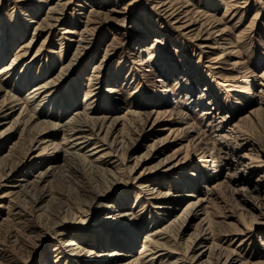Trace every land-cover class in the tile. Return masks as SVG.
I'll return each instance as SVG.
<instances>
[{"label": "rangeland", "instance_id": "374dc122", "mask_svg": "<svg viewBox=\"0 0 264 264\" xmlns=\"http://www.w3.org/2000/svg\"><path fill=\"white\" fill-rule=\"evenodd\" d=\"M159 1L0 0V69L5 65L11 69L15 56L22 55L11 74H0L6 83L0 105L7 95L19 105L0 118V136L4 132L0 156L14 153L17 160L29 152L28 162L14 174L4 166L2 171L0 164V198L4 192L16 191L0 200L4 206L0 207V264H129L144 245L157 239V230L176 219L171 242L164 239L168 234L159 238L169 245L168 251L148 244L152 247L135 264H149L154 252L158 255L151 264H190L194 252L183 258L184 246L190 244L205 214L214 222V235L202 248L195 247L197 258L214 244L226 253L234 252L237 264H264V0H180L199 16L192 25L185 14L177 18V13L162 12ZM55 8L61 17L58 23L46 20ZM90 19L94 25H89ZM204 23L210 25L203 27ZM86 26L95 32L77 57ZM27 44L30 47L25 50ZM48 82L33 99L34 88ZM111 87L113 94L108 91ZM258 110L259 117L254 114ZM34 111L41 121L58 125L51 140L63 148L68 136L59 128L77 113L107 118L108 123L125 116L111 140L120 129L130 132L129 121H139L132 112L154 115L145 129L137 124V135L122 138L125 152L119 148L107 158V165L96 161L102 153L91 151L94 144L77 147L76 154L120 178L116 183L109 177L114 184L107 185L110 201L89 208L82 207L80 190L73 184L80 179L65 165L60 148L39 156L40 144L21 135L22 127L7 130L19 113ZM158 113L164 115L154 123ZM74 146L66 149L75 150ZM121 153L126 156L125 166ZM59 154V172L48 177L46 173L41 185L51 197L40 206L49 207L48 218L60 213L59 219H71L74 213L78 219L47 230L39 218L41 212L29 216L43 193H26L19 186L44 174L52 165L48 159ZM183 158L186 163L171 166ZM169 159L170 163L161 165ZM66 160L75 170H84L75 157V162L70 156ZM83 173L84 183L105 180L95 168ZM114 203L117 209L110 210ZM157 203H166V208ZM196 203L202 204L197 217L188 207ZM135 225L137 235L129 240L118 237L121 230ZM68 230L79 235V249L66 245ZM72 249L83 250L79 253L83 256L76 257ZM110 253L116 257L108 259ZM177 257L183 261L175 263Z\"/></svg>", "mask_w": 264, "mask_h": 264}, {"label": "bare ground", "instance_id": "6f19581e", "mask_svg": "<svg viewBox=\"0 0 264 264\" xmlns=\"http://www.w3.org/2000/svg\"><path fill=\"white\" fill-rule=\"evenodd\" d=\"M164 1H165V3H164ZM172 2H173V4H171ZM168 4H170L169 7H167ZM157 6H158V8L161 7L160 10H162V12H165L167 14L170 13V16H173L175 13H177L176 14V17L178 18L179 15L185 14L186 15L185 16V19H187V21H190V25H192L194 23L193 21H195L196 18L199 17L198 14H196L194 12H190V10H187L189 6H184V4L182 2H180V0H176V1L175 0H173V1L172 0H160L158 2V5ZM51 13L53 15L52 16H49L48 19H46V20H48L49 22L50 21L57 22V23L58 22H61V17L60 16H57V15H59V10L57 8H55L54 11L51 12ZM189 15L191 16V18H189ZM225 16H226V14H225ZM177 22H178V20H177ZM179 23H180V20H179ZM94 24H95V21L93 19H90L89 25H94ZM48 25L51 26V23H49ZM185 25L190 27V25H187V24H185ZM202 25L204 27V26H209L210 24L209 23H206V24L204 23ZM94 32H95V30L88 29V27L86 26L84 35H82L81 38H80V43H79V48L80 49H77V57L83 51L86 50V48L88 46V45L85 44L87 42V39H88L87 37H89L90 35H92ZM70 33L73 34V35H76L77 34V32H75V31H71ZM197 36L199 37L200 34H198ZM29 47H30V44H27V46L24 47V49L27 50ZM7 48H8V46H5L4 49H7ZM146 51H147L146 49H142V52H146ZM21 57H22V55H19V54L16 55L14 61L11 63V66H10L11 69H9V66L5 65V66H3L0 69V74H5V75L11 74L12 71H13V69H14V67H16L15 66V63L17 61H19L21 59ZM25 64H27V63H25ZM30 67H31V64L28 66L27 69H29ZM25 82H26V80L24 81V83ZM48 85H49V82L46 83L42 87H39V88L35 87L34 90H33V92L31 93V94H35L36 93L35 95H33L34 96L33 99H35L37 97V95L40 94L39 92L42 89H46V87ZM5 87H6V83H4L2 80H0V91H3V88H5ZM167 90H169V89H166L165 91H167ZM108 91L111 92V94L115 93L114 92L115 89L112 88V87ZM90 94H92V93L90 92L87 97H91ZM12 98H14V96L9 97L7 95L5 97L3 103L0 105V118H2L3 115H4V113H6L7 111H9V112H7L5 115L6 116L7 115H10V113L19 106V105H15V101ZM28 102H30L29 99H28ZM177 109L178 108H176L175 110H177ZM131 114H134V116H136L137 119H139L138 122H136L135 119L129 121V125L131 126L132 132L130 130V132L128 131V133H127L125 131V129H122V131L120 129V131L118 130L119 131L118 134L116 133V136H114V138L111 140V138L114 135V133L116 132L118 126L120 124L122 126L124 125L125 116L124 117H119V118H114L110 123H108V122H106L107 118H104V119L100 120V119H94V118L90 117V115L87 114L86 112H84V113H77L76 116L73 118V120H71L70 122H68V124H64L62 126V128H59L60 130H62L63 134H66V136H68V139H66V141H65V136H64V139H63L64 140L65 148H63L62 146H60L61 144H56L55 142H53V140H51L52 138H55L56 137V135H55L56 132L55 131H56V128H58V125L57 124H54L52 122H47L46 123L44 121H41L40 118L36 116V112L35 111L34 112H30V113H25V112L19 113V115L16 118V120L13 121V125L10 124V126L8 127L7 130H12V129H15V128L17 129V128L22 127V131H21L22 134L21 135H23L25 137L26 136L27 137H30L31 142H34V144L35 143L36 144L37 143L40 144L38 146L40 147V149H42L41 152H43V153L41 155H39V156L49 155V149L50 148L53 149V152H60V150H59V148H60L61 149V152L65 153L66 159L69 156L72 158V161H74L73 160L74 157L76 159H78L80 161V163L83 165L84 170L85 169L86 170H93V168H95L97 170V175L100 178L103 176V178L105 180H103L101 182L98 180L99 181L98 182L97 179H96L93 184H90L89 183L90 181H88L87 183H84V180H86L85 179L86 176L84 178V173H83L84 170H82L81 172L78 169L75 170V168L73 167V165H71V163L68 160H66L65 158L63 160L64 163H65V165L67 167H69L70 169H73L72 171H74L73 172L74 176L77 177V179H80V181H78L79 183H73V184L76 187V189H79L80 190V192H79V190H78V192H79V196H81L80 198L83 199L82 207H87L88 206L89 208H91V205L94 204V203H96V202L103 201V200H104V202L110 201L111 195H109V193H110L109 190L112 187V185H114L112 183L113 180L111 179L112 182L110 180L111 177L113 179H116L117 180L116 183L120 180V178L118 179L115 176L111 175L108 170H102V168H100V165L101 164H105V163H106L105 165H107V163L109 162V161H106V160H108L107 158L108 157H113L112 154L113 153H117L118 150H119V148H121L122 150H124L125 141L122 138H125V137L126 138H128V137L130 138L133 134L137 135L136 134L137 133V124H138V127H139V125L142 127V130L145 129V127L150 123V121H151V119H152V117L154 115V114H141V113H135V112L134 113L132 112ZM254 114H256V116L259 117L260 110H258ZM162 115H164V114L163 113H158L156 119L154 120V123L157 122ZM50 117H52V116H50ZM49 119H51V118H49ZM247 119L248 118H246V121L248 122ZM251 119L252 118H250L249 121H251ZM55 120H58V122H61L60 121L61 120V117L60 116H56V119ZM0 122H1V119H0ZM154 123H153L152 126H154ZM192 127H194V126H192ZM152 129H151V132L153 131ZM139 130H140V128H138V131ZM3 133L4 132L1 133V136L0 137L3 136ZM119 134H120V136H118ZM148 134H150V133H148ZM23 142H22V144H23ZM1 144H4V143L1 141L0 142V145ZM74 144L77 145L76 148H75V150L66 149L67 148V145H71L72 148H70V149H74V147H75ZM161 144H162V142H161ZM164 144H162V145H164ZM91 145H93L91 151L94 152L96 155L102 153L100 155V157L96 160V161H98V162L101 163L99 165H94V164L90 163L89 161H87V159H86L85 156H80L79 154H76L77 147H79V146L88 147V146H91ZM151 146H152L151 147L152 149L154 147L156 149V147H157L155 145H151ZM15 148L16 147H14V150H15ZM101 148H103V149L100 150ZM1 150H2V148H1ZM28 151H29V149H28ZM73 151H75V152L72 153V154H69L70 152H73ZM103 152H105V153H103ZM124 152H125V150H124ZM2 153H0V154H2ZM28 154H29V152L28 153H25L22 158H19L18 157L19 159L17 158V160L15 159L16 156H13L14 153L13 154L12 153H9L6 156H0V164L2 163L1 164L2 167L4 166L5 168H7V171H9L10 174H12V173L14 174L18 167H22V166L25 165V162H28L27 161ZM119 156H120V159L122 160V163L125 166V161H126L125 153H121V154H119ZM43 159H45V158H43ZM46 159H48V158H46ZM60 159H61V155L60 156H57L56 155L55 158L48 159V162H50V164H52V165H51V167H49L47 169V171L44 174H41L40 173L36 177L37 179L35 178L32 181L27 180L25 184H22V185L19 186V189L23 187L22 189L25 190L26 193L27 192L38 191V190L43 193L42 196L39 197V199L37 198L36 202H34L35 205L33 206V209L31 210L32 213H30L29 216L33 217V214L34 213L41 212L40 215H39V218L41 219L42 224L44 225L45 228H47V230L49 228H55V227L67 225V223L75 222V221H73L74 219H78V217L74 213L72 215H70L72 217L71 219H68L67 217H64V218L59 219L61 217V214L60 213H59L60 214V217L59 218H58V215L59 214L58 215L56 214L57 215V217H56L57 219L56 218H51L52 216L50 218H48L47 213L50 211L48 209L49 207L44 206V205L40 206L45 200H47L49 197H51V196L46 195L47 192H48L47 190H45L46 187L45 186L44 187H41V185L44 184V180H45L44 178L46 177V173H48V175H47V177H48L49 174H51L52 172H53V174L56 173V172H59L58 169H60V166H56V164L58 163V161ZM185 160H186L185 158L179 159V160H177V163L176 164L171 165V166L172 167H179L184 162L186 163ZM171 161L172 160L169 159L167 161L162 162L161 165L166 164L167 162L170 163ZM77 164H78V162H77ZM29 165H32V163H30ZM80 167H82V166H80ZM172 167H170L169 170L175 169V168H172ZM5 168L2 169V171H4V170L6 171ZM120 170L123 171L124 169H120ZM49 171H51V172H49ZM24 173H29V172H27V170H26V172H24ZM56 174H54V175H56ZM120 175H121V173H120ZM20 181H23V180H20ZM105 182H107V183H105ZM109 183L111 184V187L110 188H109V186H107ZM73 184H72V186H73ZM13 191H15V189H13L11 192H9L7 194L4 192V194L2 195V197L0 198V200H3L5 198H7L10 194L13 195L16 192V191L15 192H13ZM150 192H152V191H150ZM128 195H126V196H128ZM126 196H124V197H126ZM12 198H14V197H12ZM82 199H81V201H82ZM121 201L122 200H120V202ZM118 202H116V203H118ZM116 203L111 204L110 206H108V208L110 210L117 209V207H115V204ZM52 205H53V202H52ZM80 206H81V204H80ZM156 206L157 207H160V208L161 207H163V208L165 207L166 208V203H157ZM0 207H4V206H1L0 205ZM188 207H189V211L192 212V213H194L193 215L195 217H197L199 215V212H197V209L198 208H201L202 207V204L199 206V204L196 203V204H192V205H190ZM167 208H169V207H167ZM15 211H16V209H15ZM79 212L80 213H85V211H83V209H82V212H81V209H80ZM25 214H26V212H25ZM123 214H125V213H123ZM19 215H20V213H19ZM24 216L22 215V217L20 219H22ZM208 216H210V215H208ZM208 216L206 217V214H205V218L198 224V227L196 229L197 232L199 231L198 234H197V232H196V234L194 233L192 235L191 239L188 240V242H190V244L188 243V244H186V246H184L185 247L184 249H185V254L186 255H183L182 254L183 258H187L189 252H194L193 257H190V258L188 257L189 258L188 260L190 261V264H213V260L215 261L214 264H237L236 260L238 258L236 259L235 258L236 256L234 257V252L233 253H230V252L229 253H226V252L223 251V249L219 248L218 246H216L214 244H212V245L209 246V248L206 251L207 252L206 254H200L199 258H197V256L195 255V253H196L195 252V247L196 248L197 247L198 248L199 247L202 248V245L207 244L208 243V240L209 241L211 240V236L213 237V235H214L213 230H212V224H214V222L212 221V224H211L210 221L212 219L209 220ZM80 221H82V220L80 219ZM176 221H178V220L176 219ZM176 221L175 222L173 221V223L168 224L163 229H159V230L156 231V233H154V235L156 236L157 239H151L150 242L148 243V244H152V246L154 244V246H153L152 249H155L156 250V248L163 247L165 250L168 251L167 247L169 245L166 242L165 243L164 242H160L159 241V238H161L163 235H167L168 234L166 236L167 238H164V239L167 240V242L169 243V241L172 240V238H174L173 235H175L174 234V230H175V228H177L176 226L178 225V224L175 225L176 224ZM204 223L206 224V228H204L205 227ZM215 226H217V225H215ZM28 227L29 228H33V226H31V225L28 226ZM136 228H137V226L136 227H132L130 230H127V231L126 230H124V231L121 230L120 233H122V234H121V236H118V237L123 238V239H126V240H129L128 238L130 236H132L133 234L134 235H137L138 230ZM65 231H67V230H65ZM98 232L100 233L101 230H99ZM104 232L105 231H103V233ZM68 233L71 234V235H73V236L69 235ZM68 233L65 234V235H67L68 238L70 236V241H67L68 244H66V245H68V247H72V248L79 249V244L76 241V237H78L79 235H74L73 233H71L70 230H68ZM102 236H106V234H103ZM209 236H210V238H209ZM64 240H65V238H64ZM109 241H111V242L113 241L114 242L115 239L113 238L112 240H108V242ZM106 243H107V241H106ZM146 243H147V241H146ZM125 244H127V243H125ZM148 244H146V245L143 246L144 249L140 253L139 257L135 258V261H131L129 264L139 263V261L141 259L140 256L147 254V252L149 251L148 249L152 247V246H150ZM72 252L73 253H78L76 255V257H82L83 256V254H79V253H82L83 250L77 251V250H73L72 249ZM89 253H90V251L87 252V255ZM157 255L158 254H156L154 252L152 254V259L150 261L152 262V260H154ZM107 256H108V259L113 258V257H116L112 253H110ZM153 256H155V258H153ZM205 257H207V259L204 260ZM179 259H181V258H178L177 257L176 260H175V263H177ZM151 262H149V264H151ZM144 264H146V263H144ZM182 264H185V262H183Z\"/></svg>", "mask_w": 264, "mask_h": 264}]
</instances>
